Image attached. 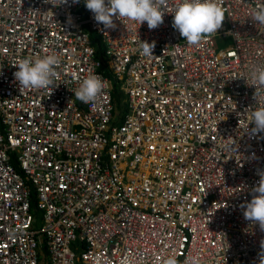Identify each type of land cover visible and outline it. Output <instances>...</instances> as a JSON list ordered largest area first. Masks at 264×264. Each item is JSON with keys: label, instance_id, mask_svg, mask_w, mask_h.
Wrapping results in <instances>:
<instances>
[{"label": "built area", "instance_id": "built-area-1", "mask_svg": "<svg viewBox=\"0 0 264 264\" xmlns=\"http://www.w3.org/2000/svg\"><path fill=\"white\" fill-rule=\"evenodd\" d=\"M179 3L165 0L149 30L104 29L83 0H0V264H259L264 232L242 206L264 170V133L245 132L264 106L250 77L264 68V27L250 20L264 0H222V27L199 46L172 27ZM51 53L54 86L20 92L14 65ZM88 75L105 88L82 103Z\"/></svg>", "mask_w": 264, "mask_h": 264}, {"label": "clouds", "instance_id": "clouds-1", "mask_svg": "<svg viewBox=\"0 0 264 264\" xmlns=\"http://www.w3.org/2000/svg\"><path fill=\"white\" fill-rule=\"evenodd\" d=\"M44 2L58 8L67 4L68 0ZM72 3L78 4L80 0H72ZM83 3L93 14L94 20L102 24L104 29H114L116 27L114 20H127L140 26L146 22L149 30H153L163 23L165 12L162 9L165 0H83ZM172 14V27L179 32L188 46H199L206 37L218 33L225 19L222 0H181ZM250 20L253 24L264 27V6L253 9ZM154 47V42L150 44L140 41L139 54L145 57L153 55ZM60 63V57L55 53L20 59L14 65L18 70L13 74L20 92L53 87L57 77L56 66ZM250 77L252 86L255 87L254 99L259 103L264 100V68L253 69ZM104 88V81L99 75H88L79 82L74 95L82 103H92ZM113 95L115 97L114 93ZM249 115L248 125L253 127L250 130L247 127L245 132H249L250 135L264 133V106L252 110ZM257 175L260 179L250 189L252 199L242 206L243 216L251 224H258L260 231L264 232V170H258ZM39 213L41 216V212ZM261 249L258 254L259 264H264V240L261 241ZM164 264H178V260L174 256H169ZM191 264H199V261L194 257Z\"/></svg>", "mask_w": 264, "mask_h": 264}, {"label": "rangeland", "instance_id": "rangeland-1", "mask_svg": "<svg viewBox=\"0 0 264 264\" xmlns=\"http://www.w3.org/2000/svg\"><path fill=\"white\" fill-rule=\"evenodd\" d=\"M93 36L97 37V39L100 41V37L96 34V33H93ZM231 41V38L227 37V38H223V37H219V39L217 40L218 42V50L220 49H225L227 47V44L228 42ZM115 100L117 101V104H118V107L120 108H117V111L119 112L121 118L124 117L126 111H127V107H125V101H126V96L125 95H122L121 93L119 92H116L115 93ZM122 119L119 120V123L121 122ZM37 217L38 219L35 221V227H40L41 225V216H40V213L38 212L37 213ZM81 250H77V252H80Z\"/></svg>", "mask_w": 264, "mask_h": 264}, {"label": "trees", "instance_id": "trees-1", "mask_svg": "<svg viewBox=\"0 0 264 264\" xmlns=\"http://www.w3.org/2000/svg\"><path fill=\"white\" fill-rule=\"evenodd\" d=\"M92 39H93V42L96 46V50H97V54L98 56L103 60V67H102V70L109 76H112V74L110 73V70H109V67H108V61H107V58L105 57V54H104V47H103V44L100 43V41L97 39V37L93 36L92 34ZM116 92H119V88L118 86L116 85V88L114 90V94ZM14 164L17 166V163L14 161ZM33 206H35V202L33 203Z\"/></svg>", "mask_w": 264, "mask_h": 264}]
</instances>
